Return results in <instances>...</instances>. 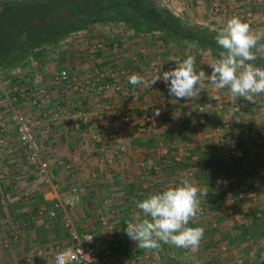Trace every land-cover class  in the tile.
Returning a JSON list of instances; mask_svg holds the SVG:
<instances>
[{
	"label": "rangeland",
	"instance_id": "rangeland-1",
	"mask_svg": "<svg viewBox=\"0 0 264 264\" xmlns=\"http://www.w3.org/2000/svg\"><path fill=\"white\" fill-rule=\"evenodd\" d=\"M45 1L0 0V114L7 115L9 121L13 108L21 109V112L31 118L39 115L44 119L43 127L45 128L42 129V134L51 129L55 132L64 130L62 124H66L65 127L69 131L77 129L76 120L73 118L80 117L85 113L87 98L92 97L90 94L93 93L100 97L93 90L90 91V85H85L87 87L82 89L78 84L84 79L93 82V78L100 74L110 75L102 71L98 62L94 61L96 51L106 49L108 56L116 54V51L120 54V51L124 49V44H130V40L126 38L134 33L133 28L125 26L124 23L95 25L89 29V32L81 31L74 35L70 34L58 46H49L47 48L50 50L48 57L43 61L41 58V62H38L34 53L24 52L20 46L18 48V43L46 27L47 23L44 27L38 26L39 20L48 16L45 5L41 4L44 6L41 8L35 7ZM150 2L168 10L187 26L209 27L211 31L218 33L230 18L239 17L250 23L255 31L264 33V0H150ZM69 10L66 7L64 13L71 15ZM49 19H43V21L47 22ZM76 19L77 17L72 18L74 21ZM23 30H27L28 34L21 33ZM118 37L122 38L124 43L121 47L117 41ZM152 42L154 43L153 40ZM159 43L164 42L159 41ZM155 45L157 44L155 43ZM138 47L143 49L141 45ZM65 50L68 54L75 55L74 65L76 68L72 64L68 66L69 57L72 60L70 55H66L65 61H62L63 54L66 53ZM183 50L187 51L189 56L199 58L201 53L203 57L202 51H197L193 46H185ZM191 50H194L195 53ZM81 54L88 55L89 59H84L81 62L79 59ZM204 54L211 57V60L218 58L210 51ZM124 56L119 58L120 64H126L128 53L126 52ZM131 56L130 54L129 57ZM12 62L17 64L5 65ZM39 64L45 70L43 69L44 73L40 71L42 78L36 82L38 88L35 87L36 85L28 84L32 93L26 94L23 100L14 101L11 89L15 82L24 79L26 81L32 73H35V68L37 65L40 66ZM61 70H66L71 75L72 83L69 87L51 83L52 74ZM200 71L202 69L199 67L197 73ZM206 79L208 82L209 78ZM26 85L23 83L21 87H27ZM39 88L47 90L49 95L46 105L43 104L40 108L33 105L34 94H37ZM203 94L205 95L203 96ZM211 94L215 95L212 97V102L206 101L207 103L198 105L195 107V111L204 116L213 111L220 116L221 114L232 115L231 121L228 119L224 123L226 127L223 124L218 126L220 130L217 131L219 135L216 137H218L217 144L219 143L224 150L220 156L221 159L227 158L226 154H230L229 150H232V160L238 161L240 159H237L235 155L241 157L242 153L237 152L241 150L235 147L230 135L233 130H238V124L241 125L238 119L242 115L247 113L249 116H258L259 119L256 118L255 121L251 119L244 126L246 133L244 144L248 146L247 148H252L255 142L251 141L252 138L249 139L248 134L249 136L256 135L257 129L254 127L264 123V95L257 97L255 103H247L248 108L245 109L239 103L241 98L238 97L233 101L229 97L228 90L216 88L214 94L213 89L212 93L209 90L203 93L201 91L199 96L209 98L212 96ZM7 96L10 100L7 99ZM219 100L224 105L223 109L218 108ZM50 110L60 113V117L53 119L50 115L46 116ZM51 117L52 119H50ZM202 119L205 123L208 122L204 117ZM127 120L128 118H126ZM129 121L133 122L134 118ZM227 124H231V126L227 128ZM143 127L144 130L141 132H147L148 129L145 131L146 128ZM0 128L1 133H7L6 137L0 133V238L2 239L0 240L2 242L0 243V258H15L17 264H23L20 263L23 258H44V256H52L68 248L72 244V240L65 224L70 221L80 233L95 234L99 260L106 264H264V179L261 175L264 173V164L263 166L260 164L262 161L264 162V159L258 153L255 154L254 150L252 151L254 155L252 154L251 159L246 161L253 162L251 165L254 167V171L250 173V169H239L224 182H214L211 185L200 187L202 185L200 179L193 170L179 171L176 174L168 172L166 178L171 180L172 177H177L179 179L175 182L173 178L167 188L176 187L183 179H188L195 186L208 189L207 197L201 201V211L193 220L194 224L199 225L197 227L204 228V237L196 249L177 248L169 244H162L159 250H145L137 247L136 243L130 240L124 231L128 221L136 222L139 212L135 206L137 200L133 198L134 194L130 195L133 191L132 182H135L133 184L139 190L137 195L149 187L150 182L146 181L147 177L144 173L147 171H144V167H140L144 168L143 170L132 174L134 178L129 179L131 183L126 180L127 176L121 175V179L126 182L119 183V185L116 181L103 184L100 188L102 190L98 189V192H94L98 195L89 199L94 201V207L90 208L87 206L88 201L84 199L86 188L82 187L81 178L85 177L80 176L82 171L71 165L73 172L68 173L60 166V162L67 163L68 161L45 147L42 159L50 162V168L46 176L40 174L37 167L28 162L15 127L9 123L5 126L0 123ZM2 129L6 131L2 132ZM228 129H232V131L228 136H225ZM38 136L43 139V135L40 136L39 132ZM179 142L175 144L184 148V142ZM187 152L192 153L191 150L184 153ZM53 153L55 157H53ZM53 159L56 160L53 162ZM54 165L56 166L54 167ZM115 176L113 177L117 178ZM73 185L80 187L83 202L79 206L71 208L66 205V202L69 190ZM53 186L58 187L65 208L56 218L51 219L50 205L45 199V194ZM165 188L158 189L163 191ZM216 191L217 193H215ZM128 198L127 204L122 202ZM143 218V214L140 213V219ZM225 236L227 238L232 236L233 239L227 241L229 244L224 241L217 244ZM6 239L7 241H4ZM238 241L243 245L241 249L230 246V242ZM40 251L43 252L42 256L39 255ZM225 255H228L226 257L229 258H225ZM46 264L52 263L47 262Z\"/></svg>",
	"mask_w": 264,
	"mask_h": 264
},
{
	"label": "crops",
	"instance_id": "crops-1",
	"mask_svg": "<svg viewBox=\"0 0 264 264\" xmlns=\"http://www.w3.org/2000/svg\"><path fill=\"white\" fill-rule=\"evenodd\" d=\"M126 39L130 40L131 45L127 43V45H125L122 38L118 37L117 40H120L119 45L121 47L124 44V49L120 51V54L116 51V54L111 55V61L108 64L103 65L101 68L102 71L111 75L110 78L114 76L116 80L121 81L122 83L130 84L129 77L132 74H139L146 79L151 80V78L157 73L162 74L164 71L176 67L175 62L170 61V59L178 58L182 62L189 56L188 52L183 49H175L173 46H168L164 43H157V45H155L152 42L153 38L151 35L141 34L137 36L133 33L132 35H128ZM148 39L149 41H147ZM140 45L143 48L142 50L141 47H138ZM155 48H158V50ZM191 51L194 52V50ZM126 52L128 53L126 64H120L119 58L122 56L125 57L124 54ZM129 53L132 55L131 57H129ZM199 55V58L195 56V69L198 72L200 67L202 71L207 74V77H209L212 69L208 65L214 60H211V57L206 54L202 55L203 57L208 56L207 58H203L201 54ZM205 60H207V62H205ZM43 69L44 68L41 65H37L35 73H32L26 81L33 82L35 80V82H39L38 80L42 78L40 71L44 73ZM206 81L207 79L203 81L205 90H202V93L208 90L212 93L213 89L214 94L216 86L212 84L210 79H208V82ZM130 85L133 90L132 96L121 94L115 96L111 101L106 103L101 96L97 97L98 95H95L94 93L90 94L92 97H86L88 103L85 113L83 112L84 114H81L80 117L75 116V118H73L76 120V130L71 129L69 131L68 128L65 127L67 126L66 124H62V128L65 129L61 131L59 130V132H55V130L51 129L50 131H47V133L42 134V129L44 130L45 127H42L39 130V135H43V139L41 138V140L45 144V147L50 151L59 154L62 159L68 161L67 163L82 171L80 175L81 177H86L81 178V182L82 187L86 188L84 199L88 201L87 206L90 208L94 207V201H90L89 199L98 195L94 194V192H98V189H100L103 184L106 185L108 182L116 181L119 185V183L126 182V180L130 182L131 180L129 181V179H132V177L134 178V175L132 174H135V172L138 171L135 161L143 159L144 153L153 150L148 148L149 141L152 138L158 139L160 134L165 131L174 133L178 130L180 125L189 121L193 127V136H179L175 143H180L179 141L184 142V148L182 146L179 147V145L174 142L173 143L182 149L181 152L183 153L187 150H191L192 153L195 151H204L208 144L217 143L218 137H216V135H219L217 134V131L220 130L218 126L223 124V126L226 127L224 123L228 121V119H230L229 121L232 119V115L221 114L220 116V114H216L214 111L207 116L195 111V107L198 105L202 103L205 104L206 101H208V103L212 102V97L215 95L211 94L212 96L209 98L199 96L195 99L176 100L174 97L169 96L168 86L162 80L157 81L153 87L148 88H144L143 86L134 87L132 84ZM204 95L205 94H203V96ZM107 104H109V109L106 107ZM156 109L160 110L159 116H155ZM127 110L133 112V122L129 120L126 121L125 114ZM0 115V117H2V119H0L1 125L5 126L9 123L14 127L9 121V118L7 120V115ZM253 116H249L245 113L238 119L243 129L251 119H254L255 121V119L258 118L256 115ZM203 117L208 121L207 123L204 122L202 119ZM50 119H52V117ZM144 124L145 127L146 125L148 127V131L147 127L145 130L147 132H141V128ZM260 125H264V123H260L254 128L257 129L256 135L262 136V138L257 140L251 150H254L255 154L260 153L259 156L264 159V126ZM229 126H231V124H227V128ZM54 129H56V127H54ZM5 131V129H2V132ZM226 131L225 136H228L232 129ZM2 134L5 137L7 136V133H1V135ZM137 139L141 140V145L136 144ZM4 140L6 141V138ZM186 154L188 155V152ZM189 154L191 153L189 152ZM53 157H55L54 153ZM55 160L53 159V162ZM260 164L263 166L264 162L262 161ZM55 166L56 165H54V167ZM163 166L165 167V165ZM58 168L61 167L58 166ZM169 171L171 170L167 169L165 170V173H168ZM196 174L198 175V173ZM115 175L117 178L113 177ZM121 175L127 176V179L124 181L121 179ZM261 175L264 179V173H261ZM173 178L175 182L179 179L177 177H172L166 186H169L170 181H172ZM133 183L135 182H132L131 185H134ZM131 192L130 195H133V191ZM59 193L60 191L57 186H53L51 190L49 189L46 192L45 199L50 207L54 200H62ZM197 226L199 225L193 224V227ZM232 239V236H229L228 238L225 236L222 240L220 239V242H217V244L223 241L224 243H228L227 241ZM0 240L2 239L0 238ZM4 241H7V239ZM239 241L235 243L230 242V246L236 248L240 247L241 249L243 245H241V242ZM213 244L216 245V243ZM226 256L228 255H225V258H229ZM45 262L46 261L43 258H23V260L20 261V263L23 264H46L47 262ZM0 264H17V261L15 258H0Z\"/></svg>",
	"mask_w": 264,
	"mask_h": 264
},
{
	"label": "trees",
	"instance_id": "trees-1",
	"mask_svg": "<svg viewBox=\"0 0 264 264\" xmlns=\"http://www.w3.org/2000/svg\"><path fill=\"white\" fill-rule=\"evenodd\" d=\"M41 4L45 5V10L48 14V16L43 19H50L47 22L40 19L38 26L44 27L45 23H47L46 27L39 29L37 33L32 34L31 37H25L24 40H20L18 43V48L21 47L24 52L28 54L34 53L38 62H41V58L43 61L48 57L50 50L47 48L49 46H58L68 35H74L81 31L89 32L91 27L107 23H124L125 26L133 28L134 33L137 36L141 34H150L153 38L154 44H157L160 41L166 43L168 46H173L175 49H184L185 46H193L197 51H202V54L210 51L217 57H219L221 51L215 40V36L217 35L216 32L211 31L209 27L201 28L187 26L183 24L180 19L169 13L168 10L155 6L150 0H46L35 7H44ZM65 6L68 10L70 9L69 11L71 12V15L69 13H64ZM74 17H77V21L72 20ZM21 33L28 34L27 30H23ZM117 41L120 43V40ZM65 52L67 54H63L64 58L62 61H65L66 55H70L72 60H70L69 57L68 66L72 64V66L76 68L74 65L76 60L75 55L72 56V53L68 54L66 50ZM84 55L85 54H81L79 56L81 62L84 59H89L88 55ZM111 58L112 56H107L106 49H98L94 56V61H97L98 65L102 68L103 65L108 64L111 61ZM254 63L256 66L264 68V56L258 58ZM15 64L17 63L12 62L5 65L13 66ZM15 83L20 86L19 93L24 92L25 95L29 94V92L30 94L32 93V89L28 84L31 83L33 86L37 84L35 80L33 82L20 80ZM23 83H26L27 87H21ZM35 87L38 88L37 85ZM130 89L133 91L131 85ZM18 100H23V97L19 95ZM239 103L245 109L248 108L247 103L249 102L245 101L243 98L239 99ZM143 126H145V124ZM237 128L239 131L233 130L230 136L235 147L242 151L237 152L242 153V156H244L239 157L235 155L237 159H240L238 160L239 162L237 160H232V150H229L230 154H226L227 158L224 157L221 159L220 156L223 154L224 150L219 143L208 144L204 151H195L191 154L188 153V155H184V153L181 152L182 149L174 143L181 135L193 136V127L189 121L180 125L178 130L174 133L165 131L160 134L158 139L152 138L149 141L148 148L153 150L144 153L143 159L135 161L138 170L144 169L140 168V164L145 166L144 171L147 172L144 173V175L147 177L146 181L150 182L148 184L149 187L146 190H143L140 195H137L139 192L138 188L131 185L135 200L142 201L149 194L160 192V188H167L166 185L170 180L166 178L168 173L164 174L167 169H170L171 171H169V173L172 174H176L179 171L184 172L194 170L198 173V178L202 184L200 187L203 185H211L215 181L224 182L233 176V174L239 169H250V173H252L254 171V167L252 166L253 162H246L248 159H251L250 157L253 154L251 150L252 148H247L248 146L244 144L246 139L244 129L241 128V125L239 124ZM248 137L249 139L252 138L251 141H254L255 143L259 138H262V136L254 134L251 136L248 134ZM136 144L141 145V140L137 139ZM237 152L236 154H238ZM149 160L153 161L152 168H154V166L160 167L158 173H156L154 169L151 171L146 169L148 168ZM163 165H165V167ZM248 166H250V168H248ZM215 193H217V191ZM219 196L224 197V195L220 194ZM128 200L129 198L122 202L127 204V202H129ZM193 224L194 221H191L189 225L193 227Z\"/></svg>",
	"mask_w": 264,
	"mask_h": 264
},
{
	"label": "clouds",
	"instance_id": "clouds-1",
	"mask_svg": "<svg viewBox=\"0 0 264 264\" xmlns=\"http://www.w3.org/2000/svg\"><path fill=\"white\" fill-rule=\"evenodd\" d=\"M215 40L221 51L208 65L212 69L209 77L204 71L197 73L195 57L188 56L182 62L178 58L170 59L176 67L157 73L151 80L132 74L129 83L148 88L162 80L168 86L169 96L188 100L199 97L205 90L203 81L209 78L216 88L227 89L233 101L240 97L255 103L257 97L264 95V68L254 63L264 56V33L255 31L250 23L239 17H232L219 30ZM159 115L160 110L156 109L155 116ZM152 165L153 161L149 160L148 167ZM208 193L207 188L197 187L188 179H183L176 187L151 193L142 201H135L139 210L136 222L128 221L124 231L137 247L145 250H159L162 244L196 249L205 230L189 224L201 211V201Z\"/></svg>",
	"mask_w": 264,
	"mask_h": 264
},
{
	"label": "built area",
	"instance_id": "built-area-1",
	"mask_svg": "<svg viewBox=\"0 0 264 264\" xmlns=\"http://www.w3.org/2000/svg\"><path fill=\"white\" fill-rule=\"evenodd\" d=\"M110 77L111 75L108 76L105 74H100L93 78V82L84 79L78 84V86L83 89L87 87L85 85H90V91L93 90L99 94L105 103L111 101L115 96H119L121 94L132 96V91L129 84L116 80L114 76H112L113 79ZM51 83L69 87L72 83V78L68 71L61 70L52 74ZM19 91L20 86L15 83L11 89V92H13L11 94L14 96V101L19 99V95L23 98L25 97V93H19ZM34 95L35 98L33 99V105L38 108L43 106V104L46 105L49 100L47 90H40L39 88L37 94ZM7 99L10 100L8 96ZM217 104L219 109L224 108V105H222L220 100L217 102ZM106 107L109 109V104H107ZM20 110L16 108L11 110L10 122L15 127L28 162L32 165H35L40 174L46 176L50 168V162L44 161L42 159L45 146L41 138L38 136L40 128H42L44 125V119L39 115H37L35 118H31L27 114L21 112L22 110ZM49 115L52 116L53 119H58L60 117V113L53 112L51 110L48 112V114H46V116ZM125 116L128 118V120H130L133 118V112L128 110ZM0 119H2V117H0ZM141 130L143 131L144 127L141 128ZM60 166H62V168L68 173L73 172L72 166L70 164L60 162ZM141 166L145 168L144 165ZM147 169L149 171L154 169L156 173L160 171L159 166H154V168L148 167ZM77 197L78 200L76 199ZM82 202L83 194L80 187L73 185L69 190V196L66 205H69L71 208H73L75 206H79ZM64 208L65 204L62 200H54L49 211L51 219L56 218ZM65 226L70 234L72 244L68 248L59 251L52 256H44L43 259L46 262L52 264H106L99 260L95 234L80 233L70 221L66 222ZM86 238L92 239L88 240ZM39 255L42 256L43 252L40 251Z\"/></svg>",
	"mask_w": 264,
	"mask_h": 264
}]
</instances>
